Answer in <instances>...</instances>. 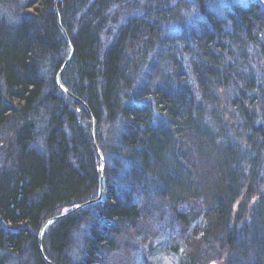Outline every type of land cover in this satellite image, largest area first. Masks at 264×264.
<instances>
[{"label":"trees","instance_id":"1","mask_svg":"<svg viewBox=\"0 0 264 264\" xmlns=\"http://www.w3.org/2000/svg\"><path fill=\"white\" fill-rule=\"evenodd\" d=\"M54 1L0 0V264H49L45 221L98 195L90 114L56 81ZM58 9L62 81L95 117L106 198L48 226L46 256L117 264L158 216L179 226L180 264H264V0Z\"/></svg>","mask_w":264,"mask_h":264},{"label":"rangeland","instance_id":"2","mask_svg":"<svg viewBox=\"0 0 264 264\" xmlns=\"http://www.w3.org/2000/svg\"><path fill=\"white\" fill-rule=\"evenodd\" d=\"M177 231L179 226L176 223H161L155 216L143 224L138 233L139 242L131 249V257L119 256L117 264H180L178 254L171 252L169 245L170 240L176 238ZM210 264L217 263L211 261Z\"/></svg>","mask_w":264,"mask_h":264},{"label":"water","instance_id":"3","mask_svg":"<svg viewBox=\"0 0 264 264\" xmlns=\"http://www.w3.org/2000/svg\"><path fill=\"white\" fill-rule=\"evenodd\" d=\"M62 1V0H55L54 1V6H55V13L58 19V24L59 27L61 28L65 38L67 39V52H66V58L65 61L61 67V69L59 70L57 76H56V81L57 84L60 86V88L63 90L64 93H66L68 96L72 97L73 99H75L76 101H78L79 103H81L85 109L89 112L90 117H91V133H92V138H93V143L95 146V149L100 157V183H99V190H98V195L96 198L91 199L89 201H86L84 203H80V204H76L73 205L71 207L65 208L62 210V212L50 219H48L40 233H39V249L41 251L42 257L49 263V264H56L55 262H53L51 259H49L43 252V237L45 234V228L52 224L53 222L57 221L59 218L65 216L67 214V210H73V209H79L85 205L91 204V203H96V202H100L105 200V169H106V165H105V159L103 157V155L100 152V148L98 146L96 137H95V117L93 116V114L91 113V110L89 108V106L85 103V101H83L80 97H78L77 95L73 94L63 83L62 81V74L64 72V70L66 69L67 65L69 64V61L71 59V55H72V44L69 38V34L67 32V30L65 29V27L62 24L61 21V15L58 9V3Z\"/></svg>","mask_w":264,"mask_h":264},{"label":"bare ground","instance_id":"4","mask_svg":"<svg viewBox=\"0 0 264 264\" xmlns=\"http://www.w3.org/2000/svg\"><path fill=\"white\" fill-rule=\"evenodd\" d=\"M66 40H67V39H66ZM57 74H58V73H57ZM90 110H91V109H90ZM91 113H92V111H91ZM95 137H96V135H95ZM105 198H106V196H105ZM103 201H104V200H103ZM51 218H52V217H51ZM49 219H50V218H49ZM47 220H48V219H47ZM47 220H46V221H47ZM46 221H45V222H46ZM55 222H56V221H55ZM53 223H54V222H53ZM53 223H52V224H53ZM43 225H44V224H43ZM50 225H51V224H50ZM50 225H48V226H50ZM48 226H47V227H48ZM42 227H43V226H42ZM47 227L45 228V231H46ZM41 229H42V228H41ZM40 231H41V230H40ZM39 250H40V249H39ZM43 252H44V247H43ZM40 253H41V251H40ZM44 254H45V252H44ZM41 255H42V254H41ZM45 255H46V254H45ZM116 255H117V254H116ZM117 256H118V255H117ZM117 258H119V256H118ZM129 258H130V257H129Z\"/></svg>","mask_w":264,"mask_h":264}]
</instances>
